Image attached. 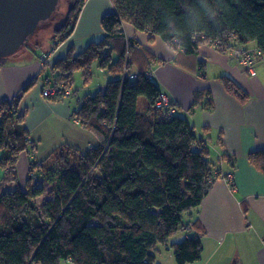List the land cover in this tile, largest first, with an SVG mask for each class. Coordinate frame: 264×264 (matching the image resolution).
Instances as JSON below:
<instances>
[{"label":"trees","instance_id":"1","mask_svg":"<svg viewBox=\"0 0 264 264\" xmlns=\"http://www.w3.org/2000/svg\"><path fill=\"white\" fill-rule=\"evenodd\" d=\"M86 1L69 0L63 22L53 31L55 46L70 39ZM110 2L114 11L101 18L102 38L81 53L70 48L54 59L51 79L44 78L55 90L47 100L59 101L71 96L75 73H83L85 86L90 83L92 64L110 77L103 90L77 101L72 113L99 145L72 159L60 153L57 168L31 164L26 191L0 194V264H156L157 246H168L182 228L183 215L199 207L222 178L188 121L156 108L160 90L145 76L146 55L135 40L126 39L123 25L149 41L160 39L176 53V61L194 57L206 44L223 53L254 45L264 58V0ZM204 74L198 63L196 75ZM131 75L137 78L130 80ZM220 82L241 103L247 101L229 78ZM202 95L196 94L194 104ZM16 103H0V168L15 166L29 147ZM206 108L212 109L210 102ZM248 161L264 175V151L250 154ZM33 170L46 172L47 193L31 186ZM170 249L176 264H193L202 253L196 236Z\"/></svg>","mask_w":264,"mask_h":264},{"label":"crops","instance_id":"2","mask_svg":"<svg viewBox=\"0 0 264 264\" xmlns=\"http://www.w3.org/2000/svg\"><path fill=\"white\" fill-rule=\"evenodd\" d=\"M113 11L110 0H87L77 28L87 16L96 21ZM123 32L126 39L138 43L149 64L145 73L152 71V81L168 99L174 114L186 119L196 136L206 143L209 159L217 158L213 167L222 176L213 182L199 207L183 215L182 228L168 240V246L161 249L157 246L155 263L164 264L166 248L167 264H176L170 245L196 236L201 241L202 253L193 264H264V175L248 161L250 154L264 151V58L257 55L251 72H246L229 52L217 51L206 44L198 48L194 57H179L176 61V53L160 39L154 37L149 41L148 35L136 32L129 25H123ZM97 34L102 31L84 37V42H78L79 49L89 43L90 36ZM71 39L60 46L55 57L60 52L61 57L66 55L68 51L64 48ZM26 45L0 61V103L17 99L16 112L23 116L22 127L29 140L27 151L19 156L15 166L0 168V194L26 191L31 164L45 166L54 158L48 169L57 168L58 153H66L72 159L99 145L72 118L77 101L71 98L75 96L59 101L42 97L45 76L44 72L40 73L38 58L51 51V43L45 41L42 46L37 38ZM245 47L255 49L254 45ZM198 63L204 65L203 78L196 75ZM100 77L95 87L85 88L87 92L103 90L110 78L105 72ZM223 77L247 95L246 102L241 103L224 90L220 82ZM32 81L31 88L22 92ZM200 92L201 100L194 104ZM206 102L212 105L210 111ZM45 175L46 172L35 170L31 186L43 190L45 186L51 187ZM228 175L232 176L231 185L225 179Z\"/></svg>","mask_w":264,"mask_h":264},{"label":"rangeland","instance_id":"3","mask_svg":"<svg viewBox=\"0 0 264 264\" xmlns=\"http://www.w3.org/2000/svg\"><path fill=\"white\" fill-rule=\"evenodd\" d=\"M69 4H70L69 3V0H59L58 7H57L56 11L53 13V15L50 17V19H48L44 24L40 25L36 29L35 34H33L32 36H30L29 37V40L27 42V43H31L33 40H35L37 38H40L41 45L42 46L45 43V41L48 44L51 43V46H52L51 47V51H49V52H47L45 54H42L40 56L41 58L40 57L38 58L39 59V64L41 65V72L40 73H43L44 72L42 75L43 76H46V77L48 76L50 79H51V75H50L51 73H50L49 69H50L51 63H53L54 59H56L58 57H61L60 56V55H62L61 52L56 57H55V55H56L57 51L59 50L60 46L63 45L62 44V45H59V46H55V44H54L55 41H54L53 31H54L55 28H57L63 22L66 14L68 12ZM107 6L109 8L108 3H107ZM86 13L88 15V12L87 11H86ZM110 13H112V12H110ZM110 13H107V14H110ZM91 16H93V15H91ZM90 18H92V17H90ZM93 18H94V16H93ZM100 21H101V19H97L96 21L93 20V19L90 20L89 17L87 16V19L83 23L82 26H80L79 28H77L78 25H76L75 31H74V33L76 32V34L74 36H71L73 39H71L69 41V43L67 44V46H65L64 50H66V52H67L71 48L73 51H75V54L81 53L86 48L87 45L84 48L79 49L80 47L78 46V42L83 41V40H86L85 38L87 37V35L92 34V33H97V31L101 30ZM76 29H77V31H76ZM51 37H52V39H51ZM101 38H102V34H99V35L97 34L96 36L95 35L90 36V38L87 39V40H88L89 43L92 42V41L98 42ZM26 47H27V45H26ZM20 49H22V48H20ZM235 49H238L241 52H244V50H246V51H253V49H251V48L250 49L249 48L247 49L246 47H241V46L236 47ZM229 53H230V51H229ZM230 55L233 58H235V56L232 53H230ZM44 60H47V62H44ZM255 62H256V60H255ZM255 62H254V64H255ZM88 72H89V75L91 76V80H90V84L89 85H86V86L84 85L83 73L82 72H77V73L74 74V76H73V84H72V94H71V96L73 95L75 97H72L71 98V96H69L71 98V100H73V101H82L84 97H86V96H92V95H94L97 92L95 90L88 91L87 92L85 88H88V90H90L93 87H95L96 86V82H99V79H101L100 76L103 75L104 72H100L99 70H97L95 64H92L89 67ZM150 80H152V78H150ZM43 87H44V85L42 83V89H43ZM41 94H42V97L45 98V99H47L46 97L49 96V95L48 96H45L44 93H43V90L41 91ZM143 106H145V100L143 98H140L138 100V107L141 108ZM0 120H1V118H0ZM59 154L60 153H58L57 156ZM53 160H54V158L51 159V160H49V162L46 164V166L49 167V165L52 164V161ZM209 161L213 165L216 166V164H217V158L215 159V158H212V156H211L210 159H209ZM35 168H36V166H35ZM5 169H8V166ZM32 172H30L31 173V176H30L31 178L34 177V173H32ZM28 175H29V173H28ZM44 189H45L44 190L45 193H47L51 189V187H48L47 188L45 186ZM43 199H45V197ZM39 202H40V200H39ZM160 247L161 246H159L158 248H160ZM166 253L167 252H166V248H165V251L163 253L164 254L163 255L164 256V258H163L164 264H167L168 263V257L166 256ZM60 264H70V263L69 262H66V261H62Z\"/></svg>","mask_w":264,"mask_h":264},{"label":"water","instance_id":"4","mask_svg":"<svg viewBox=\"0 0 264 264\" xmlns=\"http://www.w3.org/2000/svg\"><path fill=\"white\" fill-rule=\"evenodd\" d=\"M58 4L59 0H0V59L24 47Z\"/></svg>","mask_w":264,"mask_h":264},{"label":"built area","instance_id":"5","mask_svg":"<svg viewBox=\"0 0 264 264\" xmlns=\"http://www.w3.org/2000/svg\"><path fill=\"white\" fill-rule=\"evenodd\" d=\"M230 53H232L235 58L238 61V64L242 67V69H244V71L246 72H251L252 68H253V64L256 60V56L259 54V52L254 49L253 51H246L244 50V52L239 51L238 49H233L230 51ZM41 58V57H40ZM44 62H47V60H44ZM145 76L150 79L152 78V72H147L145 74ZM137 76L136 75H131L130 76V80L136 79ZM43 93L45 96H50L53 95L55 93L54 88H52V86L50 85L49 81L46 79L43 82ZM66 96L70 95V92L67 91L65 93ZM156 108H162L166 111V113H168V115H172L174 114V108L172 107V105L170 104V102L168 101V99L163 96L160 95L158 97L157 102L155 103ZM226 181L230 184L232 183V176L228 175L226 176Z\"/></svg>","mask_w":264,"mask_h":264}]
</instances>
